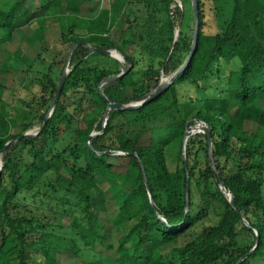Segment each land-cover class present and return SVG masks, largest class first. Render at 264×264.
<instances>
[{
	"label": "trees",
	"instance_id": "trees-1",
	"mask_svg": "<svg viewBox=\"0 0 264 264\" xmlns=\"http://www.w3.org/2000/svg\"><path fill=\"white\" fill-rule=\"evenodd\" d=\"M161 1L166 16L157 9L149 15L133 7L97 10L95 0L0 6V56L13 60L0 73L11 66L31 70L41 57L6 47L26 24L38 22L45 49L54 19L58 39L75 43L74 65L52 113L59 87L52 64L37 77L43 93L36 105L0 77V264H264V0H213L215 32L206 30L198 0V40L183 70L142 105L107 111L109 101L135 105L149 98L180 68L177 53L190 54L194 40L176 36L172 0ZM85 6L96 14L81 15ZM176 12L182 15L180 7ZM116 25L124 33L114 38ZM85 43L118 49L127 67ZM132 44L147 53L146 69H134L137 56L126 50ZM234 60L239 66L227 71L224 64ZM186 83L198 90L185 95L197 107L191 120L179 93ZM169 95L170 103H159ZM37 122L39 129L22 136ZM196 122L208 131H192ZM185 141L186 157L181 149L171 168L169 146ZM24 191L40 203L18 202ZM211 210L218 219L206 223Z\"/></svg>",
	"mask_w": 264,
	"mask_h": 264
},
{
	"label": "rangeland",
	"instance_id": "rangeland-1",
	"mask_svg": "<svg viewBox=\"0 0 264 264\" xmlns=\"http://www.w3.org/2000/svg\"><path fill=\"white\" fill-rule=\"evenodd\" d=\"M14 0H0V6L1 7H9L11 3ZM63 5H66V2H64ZM97 10L99 8H113V9H121L124 12H129L131 10V7L135 9L137 12L143 15H149L154 11V9H157L160 13V15L166 16L169 10L167 9L165 3H163L161 0H142V1H135L131 2V0H95V2L92 4ZM170 12L174 13L176 18V24H177V30H176V36L179 37H186L190 40H194V31H195V11H194V2L193 0H172V3L170 5ZM82 11L81 15L86 17L94 16L97 12L89 9L87 6ZM177 7L181 8L182 15L177 14L176 9ZM204 9H205V19H206V25L205 28L209 32H215V30L218 29V20L215 16V4L213 0H204ZM71 17L72 15H68V17ZM264 19V16H263ZM57 19L52 20L49 23V32L47 39L52 42L50 44V47L48 49H45L42 46V30L38 24V22H33L26 24L22 27L21 36L16 37L15 40L8 44L6 47L9 51H13L19 46L23 49L25 53H28L31 58H34V56L37 54L36 51L41 52V57L37 59L31 70L24 71L22 69H16L14 67H10L7 71L0 73V77L4 83L7 85L14 87L16 90L15 94L19 96V98L25 99L28 102L32 104H38L41 98V85L39 82L38 76H40V73L47 72L49 69V66L52 64V76L55 78L58 84H60L63 74H68L72 66L74 65L73 59H72V53L74 51V48L70 53L69 45L62 42L61 39H58V34L56 32L57 28ZM121 33H124L123 29L116 25L112 32L110 33L115 38L116 36L121 35ZM33 45L34 47L31 49L29 45ZM34 49V50H33ZM111 53H113L114 57L120 58L124 62V66L127 67L128 61L125 60L124 56L118 51L116 48H110L109 49ZM127 52L129 54H136L137 62L136 65H134L135 70H142L146 69L148 67L149 60L147 58V53L139 52L140 48H136L134 44L128 46L126 48ZM85 51L81 52V55H83ZM188 51L182 50L177 53V58L179 59V63H181L180 68L185 65V63L188 60ZM9 53L2 52L0 56V66L4 61H10ZM225 68L228 71V68L231 67H238L239 61L234 60L231 63H225ZM179 68V69H180ZM178 69V70H179ZM176 73V72H175ZM174 73V74H175ZM174 74H170L164 77L163 83H166L170 81L171 77ZM179 93L182 101V108L184 115L188 119H192L193 114L196 112L197 107L195 105H192L189 100H186L185 95H198V90L194 84L186 83L179 85ZM69 103L73 101V97H67L66 98ZM171 101V95L164 97L159 101L160 104H168ZM141 101L134 102L133 104H139ZM90 109V104H85L83 108L80 109L81 111V125H84V118L86 117L88 110ZM124 118L119 117L116 119L117 122L123 121ZM41 127V123L37 122L29 131L30 133L35 132L37 129ZM192 131L197 130H208V126L204 124L203 122H196L191 127ZM186 143L181 146V144L176 143L169 146V149L167 151L168 154V161L171 168H175L179 161V156L181 157V149L183 157H186ZM3 154L0 153V170L2 168L3 164ZM1 177V176H0ZM22 197H18L16 200L20 203L23 201L26 202H34V194L30 191H24L21 194ZM23 196H27V199H24ZM40 203L39 199H36ZM36 204V203H34ZM36 204V205H37ZM21 207V206H20ZM218 219V216L214 212V210H211V215L206 219V223H214ZM69 221V218L66 219V222ZM190 237V235L187 236V239ZM98 247H102L101 243H98ZM62 258L65 256L62 255ZM9 264V263H8ZM11 264V263H10Z\"/></svg>",
	"mask_w": 264,
	"mask_h": 264
},
{
	"label": "water",
	"instance_id": "water-1",
	"mask_svg": "<svg viewBox=\"0 0 264 264\" xmlns=\"http://www.w3.org/2000/svg\"><path fill=\"white\" fill-rule=\"evenodd\" d=\"M193 2H194V11H195V31H194V43H193V47H192V49H191V51H190V54H189V57H188V60H187V62L190 60V58H191V56H192V54H193V52H194V50H195V46H196V44H197V40H198V31H199V25H200V19H199V3H198V0H193ZM92 51H96V52H102V53H104V54H111V55H113V53H111V51L110 50H108V49H98V48H96V47H94V46H92V45H90V44H88V43H85ZM74 46H75V43L71 46V48H70V53L69 54H71V52H72V50H73V48H74ZM186 62V63H187ZM185 66V65H184ZM184 66L183 67H181L172 77H171V79H170V81H168V82H166V83H163V84H161L160 85V87L149 97V98H147V99H141V102L139 103V104H135V105H127V104H125V103H123V102H115V101H109L108 102V108H107V111L109 110V109H111V108H125V107H136V106H140V105H142V102H145V101H148V100H150V99H152V98H154L155 96H157L158 94H160L169 84H170V82L174 79V77H176L182 70H183V68H184ZM128 72V69H124L121 73H119L117 76H111V77H109V80H112V79H120L125 73H127ZM66 76H67V74L66 73H64L63 74V77H62V80H61V82H60V84H59V87H58V89H57V91H56V93H55V97H54V99L52 100V102H51V106H50V109H49V113H52L53 112V110H54V107H55V104H56V101L59 99V97H60V94H61V91H62V88H63V86H64V83H65V80H66ZM101 92H102V94L105 96V94H104V91H103V89L101 88ZM105 98L108 100V98L105 96ZM48 118H49V115L48 116H46V119H45V123H44V125L46 124V122H47V120H48ZM205 131H208V130H205ZM27 134H30V132H26V133H24V134H22V136L23 135H27ZM12 142V140L9 142V144ZM8 144V145H9ZM0 176H1V170H0ZM188 187H189V185H188ZM232 203L234 204L235 203V201H234V197H232Z\"/></svg>",
	"mask_w": 264,
	"mask_h": 264
}]
</instances>
